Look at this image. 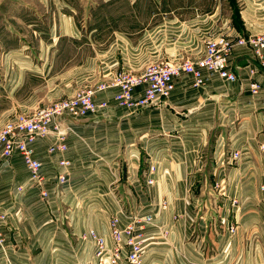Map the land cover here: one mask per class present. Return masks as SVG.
<instances>
[{
	"label": "crops",
	"instance_id": "0c3cea01",
	"mask_svg": "<svg viewBox=\"0 0 264 264\" xmlns=\"http://www.w3.org/2000/svg\"><path fill=\"white\" fill-rule=\"evenodd\" d=\"M38 3L37 23L20 35L36 47L18 64L0 60V129L120 71L197 59L210 37L264 33V0H127L129 14L97 15L115 4L101 0L81 18L73 0ZM5 45L22 55L20 42ZM229 61L236 81L205 71L196 85L183 74L168 97L138 109L120 105L116 88L100 92L105 107L63 121L66 150L54 132L34 143L43 184L32 183L19 153L0 155V264L78 262L91 249L80 237L93 229L111 242L110 218L125 222L132 207L155 214L142 264H264V66L247 45H235Z\"/></svg>",
	"mask_w": 264,
	"mask_h": 264
},
{
	"label": "built area",
	"instance_id": "2783aa9c",
	"mask_svg": "<svg viewBox=\"0 0 264 264\" xmlns=\"http://www.w3.org/2000/svg\"><path fill=\"white\" fill-rule=\"evenodd\" d=\"M235 45H247L264 66V33L247 38L239 37L237 40L227 35L210 37L206 42L204 54L197 59L189 58L172 63L155 61L138 73L120 71L109 83H101L72 97L40 106L31 113L18 114L14 121L0 129V155L10 159L19 153L31 170L32 183L43 184L48 177L42 171V162L34 155V143L41 136L54 132L58 137V147L66 150L65 132L61 128L63 121L67 116L80 118L105 107L107 101L97 99L100 92L116 88L118 91L114 97L120 105L138 109L149 106L160 98L168 97L174 89L176 78L183 74L194 75L196 85L203 83L206 77L205 71L218 74L228 81H236L238 76L230 68L229 61ZM140 86L143 87V93L136 98V89ZM257 87L256 84L252 85L253 90ZM240 156L239 151L233 154L235 160ZM66 164L67 161H60L61 166ZM157 164V160L151 159L146 172L147 184H155L154 174L157 172ZM65 175L64 171L59 174L58 178L62 183L65 181ZM47 194L48 192L44 191L45 197ZM4 220L5 216L0 213V245L2 246L6 243V235L1 229ZM154 224L155 214L139 207H132L127 211L125 222H122V217L119 215L112 216L109 220L111 242L93 229L80 237V240L88 243L93 251V256L87 264H142L144 254L151 245L147 229ZM166 234L167 230L164 231V236Z\"/></svg>",
	"mask_w": 264,
	"mask_h": 264
},
{
	"label": "rangeland",
	"instance_id": "374dc122",
	"mask_svg": "<svg viewBox=\"0 0 264 264\" xmlns=\"http://www.w3.org/2000/svg\"><path fill=\"white\" fill-rule=\"evenodd\" d=\"M38 1L39 0H0V54H2L3 52L0 60L4 64H18V62L22 60V56L28 58L26 51H30L29 48L33 49L36 47V45L33 43L35 42L34 38L30 39L33 41H31V44L25 40L24 44L20 41V38H22L20 35L21 33L28 32V30L31 29L30 27H28V21L35 20L36 22L37 17L41 14V11L39 9L40 7L38 6ZM94 1H99L100 3L101 0H73L79 18L84 17L88 14L90 5L93 4ZM126 3L127 0H115L114 5L106 6L107 8H109V10H106L105 12L103 11L104 8H101L97 11V15H105L108 13H120L119 15H121L122 13L129 14L130 11H128V6L126 5ZM106 5H110V3ZM14 40L15 42H20L23 45H21L22 47L20 49L22 55H12V51L4 52V50L7 48L5 42H12ZM33 45H35V47H33ZM31 61L33 62V57H31ZM86 251H89L91 255L93 254V251L91 249L82 247V249L79 250L80 254L78 256V262L70 263L65 261V263L63 264H87L92 256L90 255V257L86 259V254L83 253ZM64 257H67V255L64 254ZM73 257L77 258L75 255Z\"/></svg>",
	"mask_w": 264,
	"mask_h": 264
}]
</instances>
